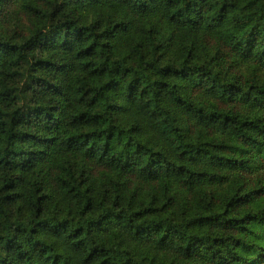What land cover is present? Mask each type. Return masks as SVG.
Returning <instances> with one entry per match:
<instances>
[{"label":"trees","instance_id":"1","mask_svg":"<svg viewBox=\"0 0 264 264\" xmlns=\"http://www.w3.org/2000/svg\"><path fill=\"white\" fill-rule=\"evenodd\" d=\"M0 264H264V0H0Z\"/></svg>","mask_w":264,"mask_h":264}]
</instances>
